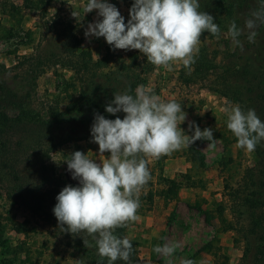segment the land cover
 I'll list each match as a JSON object with an SVG mask.
<instances>
[{
    "label": "rangeland",
    "instance_id": "1",
    "mask_svg": "<svg viewBox=\"0 0 264 264\" xmlns=\"http://www.w3.org/2000/svg\"><path fill=\"white\" fill-rule=\"evenodd\" d=\"M107 2L115 4L124 18H130L132 4L129 0ZM86 3L87 0H55L44 15L43 11L26 8L24 0H0V63L12 67L24 55L34 53L46 31V21L54 16L76 26L82 39L79 51L87 50L95 59L102 57L108 47L106 40L85 37L87 25L97 19V10L84 15ZM73 11L78 13L77 18L72 16ZM205 42L211 49L225 50L235 46L228 32L219 39L201 40L199 48ZM114 52L121 54L127 63L132 58L130 55L144 56L139 50L116 49ZM181 67L182 64L177 63L173 65V71H167L155 66L147 75V82L141 85L164 101L181 103L186 120L180 127L185 134H194V129L189 130V122H195L202 131L212 129L215 145L208 147V141L199 143L203 160L194 158L191 147L159 159L148 158L152 183L141 190L139 220L127 224L124 237L136 244L140 264H165L164 258L153 249L156 245L171 242L180 245L173 255V264H181L183 259H191L194 264H238L243 242L228 226L234 222V216L229 207L226 185H235L240 180L254 155L252 151L239 148L236 137L227 128L224 109L235 104L209 91L201 83L182 81ZM73 83L75 74L70 69L48 68L37 80L35 104L40 109H47L50 105L64 109L71 95L78 92ZM91 139L70 142L51 154L49 162L55 170L53 187L58 183L61 191L69 184L78 186V180L72 179L67 170L66 159L71 153L82 151L98 163L110 155L100 154L98 144ZM165 178L179 183L175 199L166 197ZM220 205L226 208L223 214L219 212ZM208 214L212 217L211 222L206 220ZM4 239L8 240L7 247L1 252ZM67 241L63 235L55 236L41 216L24 206L13 205L0 190V264H80Z\"/></svg>",
    "mask_w": 264,
    "mask_h": 264
},
{
    "label": "trees",
    "instance_id": "2",
    "mask_svg": "<svg viewBox=\"0 0 264 264\" xmlns=\"http://www.w3.org/2000/svg\"><path fill=\"white\" fill-rule=\"evenodd\" d=\"M53 1L24 0V5L47 15ZM133 2L129 0L130 4ZM199 3V10L212 15L219 25L220 37L228 32L233 20L243 27L245 18L257 7V0H199ZM257 32L255 42L247 40V32L239 37L243 50L236 44L233 49H211L205 42L199 48L191 71L181 67L180 78L187 84L201 83L245 111L254 109L264 121V26ZM205 38L216 37L205 32L201 40ZM81 44L76 26L54 16L46 21V31L34 53L24 55L12 67L0 63V190L13 205L24 206L41 216L55 236L66 237L80 264H97L100 257L95 242L92 241L93 247L87 248L82 236L89 240L90 237L83 233L74 236L62 231L58 224L53 208L60 189L58 183L52 185L55 170L49 160L52 153L68 143L91 138L94 112L115 119L105 111L114 93L131 89L130 94L135 95L137 86L147 82V75L155 66L146 56L139 55H130L132 58L127 63L110 45L102 57L95 59L89 51L78 50ZM56 66L73 71V86H77L78 92L71 95L64 109L58 105L40 109L34 99L37 80L48 68ZM117 115L122 119L124 113ZM201 141L191 146L198 160H203L198 149ZM252 152L254 160L245 168L240 180L235 185H226L234 216V222L228 226L243 242L238 264H264V141ZM148 168L152 176L149 161ZM164 180L166 197L175 199L179 183L170 178ZM151 183L150 179L144 187ZM219 208L223 214L225 206ZM211 219V215H206L208 222ZM115 234L123 238L125 227L118 228ZM7 242L3 240L1 252L5 251ZM132 244L131 264H140L138 248ZM115 264L125 262L118 260Z\"/></svg>",
    "mask_w": 264,
    "mask_h": 264
},
{
    "label": "clouds",
    "instance_id": "3",
    "mask_svg": "<svg viewBox=\"0 0 264 264\" xmlns=\"http://www.w3.org/2000/svg\"><path fill=\"white\" fill-rule=\"evenodd\" d=\"M199 0H134L125 18L115 4L107 0H87L84 15L97 10V19L87 25L85 37H103L113 50H139L156 67L173 71L180 63L191 71L196 62L202 35L210 33L220 38L221 29L214 17L200 11ZM78 13L72 12L77 18ZM102 18V19H101ZM264 26V0H257L245 18L243 27L230 22L228 35L243 50L239 37L247 32V40L255 42L257 29ZM114 93V99L105 105V111L115 119L94 112L90 128L91 142L98 144L99 153L110 155L99 163L82 151H75L66 159L67 170L78 186L66 185L56 196L53 213L62 231L82 236L84 246L95 242L100 259L97 264H131L134 251L132 241L116 235L118 228L139 220L140 193L151 179L148 158L161 156L191 147L195 141H208L214 147L213 131H203L195 122H189L185 134L180 125L186 120L182 104L164 101L144 85ZM124 113L121 119L118 113ZM227 128L237 139V146L254 151L264 141V121L254 109L243 110L239 105L224 109ZM104 156V155H103ZM66 226V227H64ZM179 243L156 245L154 252L173 264V255ZM181 264H194L183 259Z\"/></svg>",
    "mask_w": 264,
    "mask_h": 264
}]
</instances>
